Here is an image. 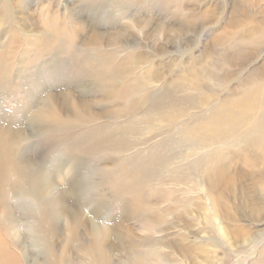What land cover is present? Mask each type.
I'll return each instance as SVG.
<instances>
[{
	"label": "rangeland",
	"instance_id": "1",
	"mask_svg": "<svg viewBox=\"0 0 264 264\" xmlns=\"http://www.w3.org/2000/svg\"><path fill=\"white\" fill-rule=\"evenodd\" d=\"M67 90L88 107L46 105ZM263 102L264 0H0V129L18 132L0 182L1 260L66 251L61 264H89L81 251L105 225L98 247L113 264H129L123 251H160L140 264H264L250 142ZM239 104L249 113L224 124ZM32 174L48 182L44 204L65 207L45 236L28 229L43 198L8 184Z\"/></svg>",
	"mask_w": 264,
	"mask_h": 264
},
{
	"label": "bare ground",
	"instance_id": "2",
	"mask_svg": "<svg viewBox=\"0 0 264 264\" xmlns=\"http://www.w3.org/2000/svg\"><path fill=\"white\" fill-rule=\"evenodd\" d=\"M98 27H101V25H98ZM80 94L82 95V97L80 99H78V97H75L76 95H74L71 92V90H67L66 92H64L63 100H58L56 98V99H53L52 101L51 100L49 102L47 101L48 103H46V105L53 107L55 110H58L60 112H65L67 109H66V102L64 99H67V100H70L73 107L75 106L76 108H78L80 110L86 109L88 107L89 103L84 98L87 97L88 93L86 91L81 90ZM249 111H250V108L244 104H239L235 107L229 108L225 114L224 124L230 123L235 117H238L242 114L249 113ZM254 126H255L254 127L255 134L250 140L251 145H252L251 147H254V149H256L258 152L260 151L259 154L256 156L258 157L257 159L264 166V102H263V108H262L261 113L259 115L258 121L255 122ZM219 130H220V127H218L217 125H214L210 131V136L216 135ZM17 133H18L17 129H15L12 126H8V125L5 126V128L0 129V143H1V148H2V153H1V157H0L1 158V161H0V182L2 180L5 181L6 178L8 179V175L10 173L14 172V168H13L14 165H12L13 164L12 154H13V149H14L13 146H16V143H17L16 142V136H18ZM224 171L225 170L222 168V166H219L218 171L215 173L216 174L215 177L217 176V178H219L218 180L223 179L227 182V181H229V179L227 177H226V179H225V177H223V175L225 173ZM42 178H43L42 174H32V175L26 177L25 185H22L21 182L18 180V178H12L8 184L11 188L19 191V193H21V194H22V192H25L26 194L28 193L34 197H37V199H41L45 196L44 195L45 189L48 188V182L41 183ZM208 181H210V180H208ZM6 182H8V180ZM214 183H215V181H214ZM209 185L211 186L210 183H209ZM0 186H3V185H0ZM44 199L45 198L39 200L42 203L41 207L39 209V215H40V218H39L40 223L39 224L40 225H38L37 228L32 229V228L28 227L29 224H26L28 229H29V233L31 232V230H33L34 232H38L40 234H43L44 236L49 234V233H52L54 228H53L52 224L49 222V217L52 215H55V214L60 215L61 212L65 211V207L62 205L59 206L58 204L57 205L59 207L54 204L55 206L50 208L48 206V204H44V203H46V200H44ZM29 200H30V198H29ZM59 202H60V199H59ZM28 211H30V210H28ZM72 212H74L73 209H72ZM29 213H30L29 216L33 217V215L31 214V211ZM5 216H6V223L4 226H2L3 231L4 232L11 231V232L15 233L17 231V229H16L17 227H15L13 225V222L10 220L9 213L5 214ZM72 217L74 218V216H72ZM88 220H89V218H88ZM66 221H68V220L66 219ZM76 222H77L76 220L72 219V221H70L68 223L67 230H68V235H69V237H68L69 241H70V239H73L77 234V231H78L77 225L78 224H76ZM93 229H94V227H93ZM102 229L103 230L101 232H98L97 234L95 233L96 237H94L93 240L91 241V245L85 251H81L83 257L87 258V261L89 262V264H113L111 255L107 251H100L99 247H98L99 235L102 233L105 234L106 231L110 230V227H107L104 225ZM102 237H104V236H102ZM113 252L116 253L115 255H117V253L120 251H113ZM124 252L129 257V264H140V262L144 256H147V255L149 256V255H154V254L156 256H158L160 253V251H123V254H124ZM45 256L47 257L46 261H45V262H47L46 264L51 263L52 260H51L50 256H53V261L56 262V264L64 263L68 259L66 251H60L57 254H55V253L51 254V252L48 251V255H45ZM2 257H4V254L2 253V251H0V264H17L16 259L13 257L12 254H8V256L6 258H4V259H7L8 262H4L3 260H1Z\"/></svg>",
	"mask_w": 264,
	"mask_h": 264
}]
</instances>
